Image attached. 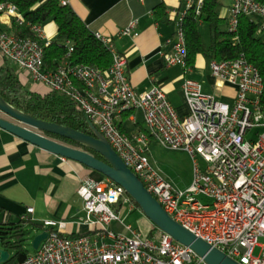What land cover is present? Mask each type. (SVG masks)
I'll return each mask as SVG.
<instances>
[{
	"label": "built area",
	"instance_id": "obj_1",
	"mask_svg": "<svg viewBox=\"0 0 264 264\" xmlns=\"http://www.w3.org/2000/svg\"><path fill=\"white\" fill-rule=\"evenodd\" d=\"M187 3L176 39L168 42L172 51L161 54L167 67L179 66L185 71L183 93L190 113L184 118L159 86L142 93L134 89L127 76V59L103 34L95 35L113 56L106 72L72 64L70 42L64 62L47 68L46 49L52 41L45 27L27 22L9 3H0V14L10 17L14 27L25 34L1 35L0 58L17 66L35 84L73 100L173 220L239 264H264V243L260 244L264 240V78L243 55L212 61V76L219 86L234 88L235 96L231 105L205 95L202 85L190 77L193 68L187 63L182 28L190 9L200 14L203 0ZM62 4L69 5V0ZM241 17L260 24L259 34L264 33V7L256 0H234L227 21L230 33L238 32ZM138 27V19H132L120 35L135 38ZM136 112L142 114L146 132L131 137L125 131V116L132 113L126 119L135 125ZM152 142L190 154L195 174L188 192L175 190L153 167L148 157ZM78 194L85 204L86 222L95 227L97 238H68L62 232L64 223L46 222L47 239L19 264H206L161 231L154 237L144 236L132 226L125 227L128 234L108 231L111 223L121 222L116 208L128 197L111 180L85 178ZM33 213L29 208L21 220H31ZM105 237L108 242L98 239ZM257 248L259 256L254 255Z\"/></svg>",
	"mask_w": 264,
	"mask_h": 264
},
{
	"label": "crops",
	"instance_id": "obj_2",
	"mask_svg": "<svg viewBox=\"0 0 264 264\" xmlns=\"http://www.w3.org/2000/svg\"><path fill=\"white\" fill-rule=\"evenodd\" d=\"M233 2L230 0L229 5L219 13L221 18L228 21ZM69 6L93 33L112 39L116 51L127 59V76L138 93L159 86L180 117L189 115L190 108L183 93L185 71L179 66L167 67L161 55L172 51V44L168 42L176 39L178 22L188 10L187 0H69ZM159 6L163 7V11L157 14L155 10ZM132 19L139 21V35L135 38L121 36V30ZM45 31L49 40L53 41L57 35L56 24L48 23ZM12 33L13 20L0 14V36ZM3 63L0 58V64ZM11 67L25 87L28 75L15 65ZM207 69L206 59L199 56L190 77L202 85L203 92L210 85L222 102L227 103L225 100H228L230 103L227 104H232L235 89L228 85L219 86L211 68ZM32 84L31 92L42 96L50 93L46 87L33 81ZM134 116L137 124L143 125L142 114L136 112ZM125 120L127 130L134 131L137 124ZM88 177L105 180L99 173L77 162L64 160L0 128V226L19 223L28 209L33 208L32 218L25 227L28 236L23 243L29 255L37 251L33 247L34 239L49 230L44 227L46 222L64 223L62 232L68 238L96 237L95 227L86 222L85 204L78 194L82 180ZM116 209L121 215V222L111 223L108 231L128 234L125 227L132 226L144 236L159 235L160 231L130 198L121 200ZM98 239L109 241L107 237ZM14 254L10 251V257Z\"/></svg>",
	"mask_w": 264,
	"mask_h": 264
},
{
	"label": "trees",
	"instance_id": "obj_3",
	"mask_svg": "<svg viewBox=\"0 0 264 264\" xmlns=\"http://www.w3.org/2000/svg\"><path fill=\"white\" fill-rule=\"evenodd\" d=\"M264 7V0H256ZM0 3L15 5L23 14L25 20L34 25H47L54 22L57 26V35L52 45L46 49L45 64L49 69L57 67L64 62L68 52L67 43H72L74 52L70 59L72 64H81L97 67L106 72L113 63L110 51L96 38L86 24L77 16L73 9L62 4V0H0ZM222 0H203V7L199 15L195 9H190L183 20L182 28L187 44L189 67L194 69L197 57L203 56L212 61L233 60L244 56L253 64L264 78V41L259 37L260 24L248 17L239 20L238 32L232 34L228 31L227 20L221 18L218 12ZM156 13L163 11V7L156 8ZM200 24L208 26L211 43L205 45L199 29ZM14 33L24 35L20 29L14 27ZM0 96L13 107L36 119L54 123L78 132L92 135L85 114L79 106L63 94L50 92L48 95L27 90L20 82L13 67L5 61L0 64ZM132 113L125 116L128 118ZM133 137L146 132L144 125H136L130 132ZM49 138L66 145L81 148L104 160L100 155L85 149L72 141L48 135ZM128 196V195H127ZM130 200L140 207L128 196ZM141 210V209H140ZM29 221H20L15 224L0 226V246L4 250L14 251V255L4 264L22 263L29 256L24 250L28 231L26 225ZM157 229V228H156ZM158 230V229H157Z\"/></svg>",
	"mask_w": 264,
	"mask_h": 264
},
{
	"label": "water",
	"instance_id": "obj_4",
	"mask_svg": "<svg viewBox=\"0 0 264 264\" xmlns=\"http://www.w3.org/2000/svg\"><path fill=\"white\" fill-rule=\"evenodd\" d=\"M86 119L92 135L36 119L13 107L0 96V128L2 130L55 156L77 162L122 187L159 231L169 235L176 243L192 250L206 264H239L173 220L148 192L139 178L126 166L87 116ZM48 135L72 141L95 152L104 160L98 159L81 148L51 139ZM47 237V232L37 236L33 242L34 249L38 250ZM9 259L10 253L0 248V264L6 263Z\"/></svg>",
	"mask_w": 264,
	"mask_h": 264
},
{
	"label": "rangeland",
	"instance_id": "obj_5",
	"mask_svg": "<svg viewBox=\"0 0 264 264\" xmlns=\"http://www.w3.org/2000/svg\"><path fill=\"white\" fill-rule=\"evenodd\" d=\"M229 3L230 0H222V4L218 9L220 14L223 11V9L229 5ZM199 29L201 32L203 43L207 46L210 45L211 35L208 26L205 24H200ZM259 37L264 41V33L259 34ZM210 63H211L210 60L206 59V65L208 67L207 71H209ZM11 65L13 64L10 63V66ZM27 78H28V83L29 82L31 83L29 84L27 83L26 84L27 87L25 86V88L31 91V87L33 85L32 80L29 79L30 78L29 76H27ZM204 93L205 95L211 97L214 96L217 100H220L218 95L211 88L210 85L208 87L206 86V88L204 89ZM225 102L230 103L228 100H225ZM148 157L151 164L158 171L161 177L166 182H168L175 190H177L180 193L188 192V190L193 185L194 174H195L193 159L189 153L185 151L170 150L167 149L166 147H163L157 142H152L149 147ZM198 162L201 167L204 166L203 161L199 157H198ZM199 199L203 200L202 197H200ZM263 243L264 240L261 239L260 244L262 245ZM260 252H261L260 248H257L254 252V255L259 256Z\"/></svg>",
	"mask_w": 264,
	"mask_h": 264
}]
</instances>
